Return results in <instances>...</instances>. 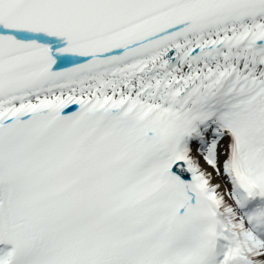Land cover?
I'll return each instance as SVG.
<instances>
[{"label":"snow or ice","instance_id":"6c2138e0","mask_svg":"<svg viewBox=\"0 0 264 264\" xmlns=\"http://www.w3.org/2000/svg\"><path fill=\"white\" fill-rule=\"evenodd\" d=\"M0 264H264V0H0Z\"/></svg>","mask_w":264,"mask_h":264}]
</instances>
